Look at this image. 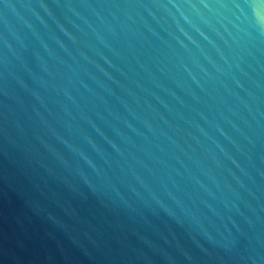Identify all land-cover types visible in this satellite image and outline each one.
I'll list each match as a JSON object with an SVG mask.
<instances>
[{"label": "water", "instance_id": "1", "mask_svg": "<svg viewBox=\"0 0 264 264\" xmlns=\"http://www.w3.org/2000/svg\"><path fill=\"white\" fill-rule=\"evenodd\" d=\"M0 264H264V0H0Z\"/></svg>", "mask_w": 264, "mask_h": 264}]
</instances>
